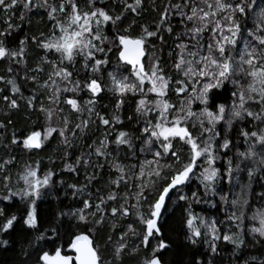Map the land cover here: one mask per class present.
Returning <instances> with one entry per match:
<instances>
[{
	"label": "snow or ice",
	"instance_id": "snow-or-ice-1",
	"mask_svg": "<svg viewBox=\"0 0 264 264\" xmlns=\"http://www.w3.org/2000/svg\"><path fill=\"white\" fill-rule=\"evenodd\" d=\"M0 14V129L19 100L43 120L0 137V249L15 235L35 264H264V0H0ZM37 14L46 31L16 36ZM54 138L83 183L13 154ZM61 192L68 210L41 213ZM177 210L182 247L206 259L165 238Z\"/></svg>",
	"mask_w": 264,
	"mask_h": 264
},
{
	"label": "trees",
	"instance_id": "trees-1",
	"mask_svg": "<svg viewBox=\"0 0 264 264\" xmlns=\"http://www.w3.org/2000/svg\"><path fill=\"white\" fill-rule=\"evenodd\" d=\"M150 3L151 0H148ZM0 17H2V14H0ZM156 18V14L146 12L144 17L142 18V22L145 24H151L153 20ZM16 23H19V20L16 19ZM127 23V22H126ZM46 21L42 22L40 15H33L31 24H24L21 28V31L16 33L15 35L20 37L21 39L24 38L25 34L28 36H31L33 34H39L40 31H46L45 27ZM169 44H171V40L168 41ZM34 54V53H33ZM113 65L116 63V58L113 57L112 59ZM111 70V69H110ZM0 74H3V71L0 70ZM22 91H24L25 96L29 95L28 87L25 86ZM3 93H0V96H2ZM8 95H11L9 92ZM20 104V108L18 110H12L11 111V119H12V125L9 126L7 130L0 129V137H3L5 140H7L10 143V138L12 137L13 133L16 134V136L19 138L23 134H26L29 130H31L33 127L36 128V130H41L40 125H42L43 120L42 118L40 120H37V116L35 114H32L30 110H28L25 106V102L23 100L18 101ZM107 104L108 107H104V105ZM99 110L106 115H110L111 110L113 108V103L106 97L100 105H98ZM6 109L5 102L0 100V121L6 120L8 117L4 115ZM130 109L126 110L122 114V118L125 119V126L126 130L131 131V127H127V115L130 113ZM93 132L95 130L93 129ZM98 135V133H96ZM84 149V142H80L79 146L75 149H72V156L71 160L75 159L76 155H79L80 151ZM6 151H9V149H6L3 145V143H0V155H4ZM14 155L18 157L19 160L24 161H40L42 169H47L48 167H52L57 173H59V176L63 178L68 183L73 182H84V175L83 172H80L79 176H76L72 173H64L60 172V169L63 167V160H62V149L60 147V141L59 138H54L50 140L43 149L40 150L38 155H32L30 153H25L22 149H15L13 152ZM53 159L55 160V164H50L49 160ZM107 181V175L104 176L101 185L103 183H106ZM71 203V197H65L64 193H60V200H45L39 202V209L41 213L51 215L59 207H63V210H68V205ZM198 210H200V206H198ZM214 209H210L206 206H203V213L209 214L214 212ZM179 217L180 213L177 210L175 215H172L171 213L166 214L165 220L167 221V224L164 229V235L167 240H170L173 244V248L177 249L179 251V258L183 259L184 261H187L191 259L193 256H195L198 259H206L205 254L203 253V249H192L189 251L188 248L182 247L183 244V237L180 233L179 229ZM67 227V225H66ZM2 238V237H0ZM106 238V237H105ZM32 237H28L27 240H31ZM25 250L29 255H25ZM249 252L252 255H255L257 257H261L262 250L257 248H250ZM227 253V249H225V254ZM264 258V257H261ZM165 259H172L171 256L165 257ZM219 259V258H217ZM27 260V264H35L36 261V255L33 253V250L29 247L28 243L23 242L19 240L15 235L10 239V247L7 250L0 249V264H23V262ZM225 260H227V255H225ZM128 264H136L135 260H129Z\"/></svg>",
	"mask_w": 264,
	"mask_h": 264
},
{
	"label": "rangeland",
	"instance_id": "rangeland-1",
	"mask_svg": "<svg viewBox=\"0 0 264 264\" xmlns=\"http://www.w3.org/2000/svg\"><path fill=\"white\" fill-rule=\"evenodd\" d=\"M46 170V169H45Z\"/></svg>",
	"mask_w": 264,
	"mask_h": 264
}]
</instances>
